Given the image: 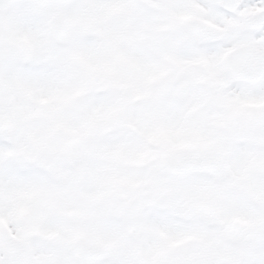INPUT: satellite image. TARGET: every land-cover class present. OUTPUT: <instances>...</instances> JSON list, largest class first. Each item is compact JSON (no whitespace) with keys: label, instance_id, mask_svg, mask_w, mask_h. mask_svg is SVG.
<instances>
[{"label":"snow or ice","instance_id":"snow-or-ice-1","mask_svg":"<svg viewBox=\"0 0 264 264\" xmlns=\"http://www.w3.org/2000/svg\"><path fill=\"white\" fill-rule=\"evenodd\" d=\"M0 264H264V0H0Z\"/></svg>","mask_w":264,"mask_h":264}]
</instances>
